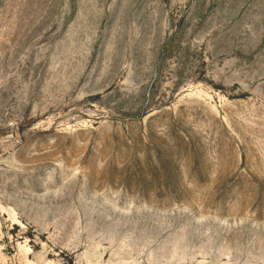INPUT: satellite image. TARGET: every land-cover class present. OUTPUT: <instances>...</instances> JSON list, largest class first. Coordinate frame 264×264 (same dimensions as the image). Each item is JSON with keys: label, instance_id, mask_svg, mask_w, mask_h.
<instances>
[{"label": "rangeland", "instance_id": "rangeland-1", "mask_svg": "<svg viewBox=\"0 0 264 264\" xmlns=\"http://www.w3.org/2000/svg\"><path fill=\"white\" fill-rule=\"evenodd\" d=\"M0 264H264V0H0Z\"/></svg>", "mask_w": 264, "mask_h": 264}]
</instances>
